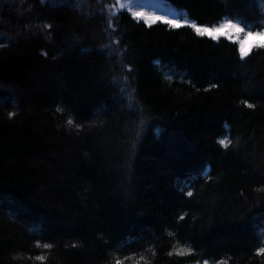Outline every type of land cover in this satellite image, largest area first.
<instances>
[{"label": "trees", "instance_id": "16d2710c", "mask_svg": "<svg viewBox=\"0 0 264 264\" xmlns=\"http://www.w3.org/2000/svg\"><path fill=\"white\" fill-rule=\"evenodd\" d=\"M164 1L264 30V0ZM0 99V264H264V48L0 0Z\"/></svg>", "mask_w": 264, "mask_h": 264}, {"label": "snow or ice", "instance_id": "6c2138e0", "mask_svg": "<svg viewBox=\"0 0 264 264\" xmlns=\"http://www.w3.org/2000/svg\"><path fill=\"white\" fill-rule=\"evenodd\" d=\"M123 7V5H121ZM132 15L136 18H143L147 23L151 24L157 20H162L164 23L170 25L173 28H178L181 26V22L178 20L170 19L167 17L157 16L155 14L146 13L142 10L140 11H132ZM191 27L201 36L208 35L213 39H218L220 36H225L229 40L232 39V34L235 32L237 34L244 33L243 39H238L239 44V55L241 59L249 56L252 51V47L264 48V31L253 32L246 31L244 27H242L238 23H234L232 20H226L224 23L220 24L217 27H206V26H198L196 24H191ZM255 37H259V40H256L254 44L251 46H247L249 41ZM243 103L247 104L249 108L254 107V105L249 104L247 101H243ZM71 123V121H69ZM221 145L225 148L228 147L229 141L225 139H221L219 141ZM189 196L192 195L191 192L188 193ZM39 246V245H38ZM43 247L50 248V244H44ZM259 254H264V247L258 249ZM38 260H44L43 256H38Z\"/></svg>", "mask_w": 264, "mask_h": 264}, {"label": "rangeland", "instance_id": "374dc122", "mask_svg": "<svg viewBox=\"0 0 264 264\" xmlns=\"http://www.w3.org/2000/svg\"><path fill=\"white\" fill-rule=\"evenodd\" d=\"M115 1H116V8L117 9L125 10L131 15H132V11L142 10L146 13L155 14L157 16H162V17H167L170 19L178 20L181 22L180 27H182V26L190 27L196 34H198V33L191 27V24H193V23L198 25V26H206V27L212 28V27L219 26L220 24L224 23L227 20V19H225V20L221 21L220 23H218L217 25H214V26L201 25V24L196 23L192 19H189V18L182 16L176 8L168 5L164 0H115ZM121 5H123V7H121ZM84 6L85 5L83 4L82 7L80 8V13L83 14V17L87 15V11L85 10ZM134 18H136V17H134ZM136 19H138V18H136ZM138 20H141L144 23L149 24L143 18H139ZM156 22L164 23L162 20H157L153 23H156ZM153 23H151V24H153ZM262 31H264V30H262ZM253 32H259V31H253ZM204 36L210 37L208 35H204ZM243 37H244V33L237 34L234 32L232 34V39L230 41L237 42V44H238V39H243ZM219 38L228 39L225 36H220ZM256 40H259V37H255L252 40H250L249 44L246 45V47L254 44ZM253 48H256V47H252V49ZM238 49H239V44H238ZM0 102H3V100L0 99Z\"/></svg>", "mask_w": 264, "mask_h": 264}]
</instances>
